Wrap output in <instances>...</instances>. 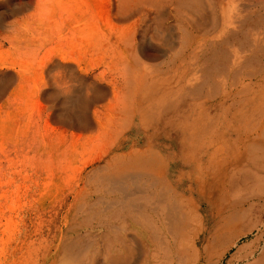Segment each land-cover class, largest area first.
Here are the masks:
<instances>
[{
  "label": "bare ground",
  "instance_id": "1",
  "mask_svg": "<svg viewBox=\"0 0 264 264\" xmlns=\"http://www.w3.org/2000/svg\"><path fill=\"white\" fill-rule=\"evenodd\" d=\"M5 4L0 46L40 55L47 92L2 155L47 204L4 264H264V0H39L6 24Z\"/></svg>",
  "mask_w": 264,
  "mask_h": 264
},
{
  "label": "rangeland",
  "instance_id": "2",
  "mask_svg": "<svg viewBox=\"0 0 264 264\" xmlns=\"http://www.w3.org/2000/svg\"><path fill=\"white\" fill-rule=\"evenodd\" d=\"M4 1L6 2L5 7L7 6V8H12L13 6H17L18 4L22 8V12H20L16 16H9V14L7 13L4 16L5 24L14 21V17L22 18L32 14L37 6V3L39 2V0H11L7 3L8 0H0V4ZM45 48H47V45L45 46ZM11 49L12 48H10V45L8 44H1L0 46V62L2 61L7 63L6 66L5 64L0 65V75L6 77L10 76L12 80L11 87L0 99V119H3V121L5 120V118L6 120L9 119L7 120V123L4 124V127H8V129L4 128V140H2L4 143V147H2L0 137V264H4L6 248L11 243L12 237H14L13 225L18 217L29 214V212H31L33 208H36L37 206L39 207L43 204H47V200L45 199H41L38 196L32 197L31 192H29L27 189L28 183L24 182V180L27 179L28 181H30V177L36 170H31V168L28 169L24 167L9 168L2 155L9 146V141H7L8 137L14 135V133L20 134L21 132L29 129V127L31 128L33 124L37 126L35 121L37 120L38 116V108L35 106V102L33 103L32 101L30 103V101L28 102L27 99H29V96L31 95L32 89L30 87L33 83H35V81L37 82L40 77L44 80H47V63L42 73H40V71L36 69L38 64L37 62L39 60L38 58H40V55L32 57L24 53H15L14 50L12 51ZM7 51H9V54H7ZM55 60L59 63L65 64L64 66L67 67L55 66L50 71V75L68 73L66 71H70V68L72 67L78 71L77 67H75L70 62H65L61 59L60 61L57 57L55 58ZM65 78L66 80H68V77L66 75ZM17 85L19 89L17 93L13 95L15 96L16 101L14 100L15 102L9 104L7 101V97ZM43 91L44 93L47 92V81L45 87L43 88ZM38 100L40 101L41 106H43V108H45L47 111V98L45 96H39ZM41 108L42 107H40V110L42 111ZM6 113L10 117H6ZM44 114L45 112L42 113L43 118ZM38 123V126L41 127V121L38 120ZM40 133L46 136L47 130L43 128L40 130ZM41 177H43V175H41ZM35 190H38V188L34 189V191Z\"/></svg>",
  "mask_w": 264,
  "mask_h": 264
}]
</instances>
